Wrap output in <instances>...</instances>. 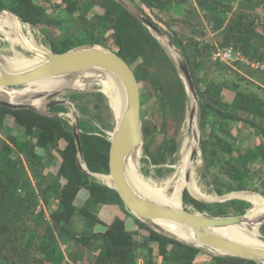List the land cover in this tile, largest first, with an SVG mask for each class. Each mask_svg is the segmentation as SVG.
I'll return each mask as SVG.
<instances>
[{
	"label": "trees",
	"instance_id": "trees-1",
	"mask_svg": "<svg viewBox=\"0 0 264 264\" xmlns=\"http://www.w3.org/2000/svg\"><path fill=\"white\" fill-rule=\"evenodd\" d=\"M130 1L163 29L188 62L200 99L201 144L208 169L221 154L229 156L221 169L232 182H223L216 175V193L224 196L250 190L264 196V172L256 169L258 162L264 163V72L241 61L229 66L212 60L217 47H233L244 58L264 63V14L259 13L264 0H243L237 7L235 0ZM96 8L102 12L93 14ZM4 10L44 31L57 54L95 44L122 57L145 88L144 92L141 88V98L146 153L155 166L166 164L175 155L177 135L186 117L187 90L163 46L133 14L116 0H0V12ZM160 13L175 17L166 20ZM23 30L34 38L32 27L23 25ZM208 30L217 36L214 41L207 39ZM226 90L235 94L232 102L225 100ZM152 100L162 117L161 126L147 121L144 107ZM99 102H103L102 96ZM52 111L65 113L68 109L60 106ZM239 125L256 136L257 146L245 148L243 141L234 139ZM14 126L22 130L20 134L12 133ZM84 126L81 122L89 170L110 174L108 135ZM3 133L7 135L0 140V264H199L202 255L209 258V264H258L236 257H209L201 249L158 233L131 214L116 190L100 184L109 182L108 177L99 175L91 181L80 169L69 120L0 106V136ZM156 134H162L163 141L153 150ZM57 156L61 160L58 171L47 172ZM198 168V194L216 200V196L204 195L201 160ZM83 190L89 195L79 207ZM189 192L199 198L192 180L184 192L185 206L213 217L244 215L252 208L244 200L200 202ZM250 195L243 192L239 197L248 200ZM263 210H251L249 215ZM97 227L101 230L95 231ZM261 230L264 234V226ZM62 241L73 245L68 256Z\"/></svg>",
	"mask_w": 264,
	"mask_h": 264
},
{
	"label": "water",
	"instance_id": "water-1",
	"mask_svg": "<svg viewBox=\"0 0 264 264\" xmlns=\"http://www.w3.org/2000/svg\"><path fill=\"white\" fill-rule=\"evenodd\" d=\"M116 1L151 32L169 55L166 47L156 35V33L165 34L163 29L157 26L130 0ZM0 14L12 15L21 23L33 27L31 23L24 21L11 10H4ZM30 53L34 54L35 57H40L41 61L24 68L15 69L8 66L7 59L0 52V91H25L36 87L40 83L60 80L74 81L94 72L109 73L118 81L123 95V102L121 116L118 118L116 128L110 138V174H97L89 170L82 148L81 119L76 113L75 103L71 95L67 97L72 92L86 93L88 91L76 89L41 90L27 99L30 102L40 101L42 103L40 108L32 104L14 103L5 96H0V106L12 110H31L42 116L65 120L67 119L66 115H69L78 149L80 169L89 176L91 181L99 175L108 177V184H100L116 190L129 212L158 233L188 246L201 249L212 256L236 257L264 264V234L261 230L264 226V217L261 219H249L248 214L253 208L244 215L213 217L206 213L192 210L185 204L182 207H175L159 201L140 190L130 181L128 166L145 144V133L142 120L141 87L134 70L122 57L104 46L95 44L79 46L62 54H57L47 48L43 51ZM181 55L182 58L178 62H175L170 55L169 57L185 84L188 101L191 103L189 121L193 124L197 118L201 120L200 99L188 62L183 54ZM65 95L66 97H64ZM193 99L197 102L196 106L193 104ZM60 106H68V112L57 113L52 111L53 108ZM195 138L198 149H201L204 156L199 135H196ZM197 151H195L193 156L196 155ZM234 193L211 201L197 198L190 194L194 199L204 203H225L235 199L243 200L235 197ZM258 194L262 195L261 193ZM165 225H173L178 235L167 232ZM254 229H257L256 233ZM234 230L237 233L238 231L241 232L240 234L238 233V237L233 235ZM185 237L189 240H185Z\"/></svg>",
	"mask_w": 264,
	"mask_h": 264
},
{
	"label": "rangeland",
	"instance_id": "rangeland-1",
	"mask_svg": "<svg viewBox=\"0 0 264 264\" xmlns=\"http://www.w3.org/2000/svg\"><path fill=\"white\" fill-rule=\"evenodd\" d=\"M44 0H39V2H43ZM256 1H261V0H256ZM235 5L236 7L238 6L237 1L235 0ZM135 4V3H134ZM136 5V4H135ZM137 6V5H136ZM102 11L99 8H96L93 11V14L96 13H101ZM259 13L264 14V9L261 8L259 10ZM161 16L166 19V20H171L172 17H175L171 14L168 13H160ZM182 15V14H181ZM34 30L35 35L33 36L34 38L32 40L36 41L38 40L39 43H41L42 45H44L47 49H51V44L48 41V38L45 35V32L42 31L39 28L36 27H32ZM217 38V36L215 35V33L211 30H208V40L214 41ZM18 50L20 52H22L24 54V56L26 58H30V59H34L35 55L27 52L25 50H23L22 48H18ZM0 52L1 54L4 56V58L12 60L14 57V51L13 48L11 47L10 43L6 41L5 36L0 33ZM11 57V58H10ZM142 91H145L144 86L141 87ZM75 98V96H77L75 99H72L75 103L74 107L76 109V113L78 114V116L81 119V122H83L85 124V129H88L90 131H94V132H98V131H103L105 134L108 135L109 139L111 138V136L113 135V132L116 128L117 125V119L113 113V110L110 106V101L108 99V96L102 91V89L100 87H95V89L93 91H88L86 93H80V92H72L71 94H68V96H70ZM224 98L227 102H232L234 99L235 94L231 91H224ZM100 96L103 97V102H99V98ZM66 97V95L64 96ZM68 107V106H67ZM144 109L147 111L148 116H147V121L149 123H151V125H156V126H161L163 124V120L162 117L159 115V111L157 109V104L156 101H147V103L145 104ZM190 109H191V103L190 101H188L187 103V111H186V117L184 122L181 125L180 131L177 135V142H178V150L175 153V155H173L166 164L161 165V166H155L152 163V160L150 158V156L146 153V142L144 144V153L142 154V158L140 161V168H141V172L144 175V177L146 179H149L155 183H158L159 185H163L165 182V180H167L170 176H172L174 174L173 170H170V164H179V160H178V153L180 151V149L183 147L186 138L188 137L189 139H191V141L193 140V137L190 135V128L187 129V133L185 134V129L187 126V123L189 122V116H190ZM67 120L71 121L69 119V115H66ZM198 128L196 131V134L199 135L200 140H202V130L200 127V119L198 118ZM184 130V131H183ZM21 129L18 126H14L12 133L14 135H18L21 133ZM182 134V135H181ZM6 133H3L2 136H0V140L1 139H5L6 138ZM234 139H239L241 141H243L244 147L245 148H254L255 146L258 145V139L256 138V136L248 129L245 128L241 125L238 126V129L236 127V129L234 130ZM231 140V141H234ZM153 146L152 149L153 150H157L158 147L161 145L163 138H162V134H156V136H154L153 138ZM202 146V144H201ZM0 148H1V141H0ZM203 148V147H202ZM197 150V148H195V150L193 151V154L195 153V151ZM200 153V155H199ZM193 157V165L191 167L190 172L188 173L187 176V180H186V186H187V182L192 180V187L195 184V180L197 179V175L199 172V168H198V161H202L203 162V178L201 180V187L204 190V195L207 198H210L213 196L218 197H223V196H219L215 189H214V178L216 175H220V178L223 182H232L231 178L229 176H226V174L222 171V166H223V159L225 160V158H228L229 156L227 154H221L219 159L217 160V163L214 167H211L208 169L207 164H206V158H205V153L204 156L202 155V151L201 149H199V152L196 153L195 156ZM61 160L60 158L57 156L56 160L53 162V164L51 165V167L48 169L47 172H52V173H56L59 169ZM256 169L260 170L261 172H264V163L258 162L256 164ZM159 168H163L165 169L162 173L158 172ZM224 170V169H223ZM225 171V170H224ZM198 181V180H197ZM109 182H105L104 184H108ZM184 189H186L184 187ZM188 191V190H187ZM173 192V188L170 189L169 193ZM185 192V191H184ZM243 192H250L251 195L249 196L248 200L250 204H252V211H256L257 209L264 207V197L259 196V195H255L258 194L259 192H254V191H238V193H234V195H237L239 197V195H241ZM231 194V193H230ZM88 193L83 190L78 198V205L79 207H82L83 205H85V201L88 199ZM228 195V194H227ZM225 196V195H224ZM235 200H239V199H235ZM214 204V203H212ZM101 208V207H99ZM188 208L195 210L193 206H189ZM249 209V210H250ZM248 210V211H249ZM109 212H106V214H108ZM80 227V225H78ZM93 230V229H92ZM137 239H139V237H137ZM62 245V250L66 253V256L69 255L70 251L73 249V245L71 243H66L65 241L61 242ZM207 256H212L209 253H206ZM206 257V256H205ZM207 260L209 261V258L207 257ZM207 264V263H206ZM209 264V262H208Z\"/></svg>",
	"mask_w": 264,
	"mask_h": 264
},
{
	"label": "bare ground",
	"instance_id": "bare-ground-1",
	"mask_svg": "<svg viewBox=\"0 0 264 264\" xmlns=\"http://www.w3.org/2000/svg\"><path fill=\"white\" fill-rule=\"evenodd\" d=\"M23 24L14 16H2L0 14V33L5 36L7 42L10 43L11 47L14 51V57L12 60L7 59L6 61L9 63L8 66L10 68H24L31 64L38 63L41 61L40 57H35L34 59L26 58L22 52L18 50V48H22L27 52L33 51H43L46 48L39 43L38 40L34 41L30 39L23 30ZM158 39L164 44L166 47L169 55L173 58L175 62H178L182 58V53L180 49L174 44L171 38L165 33L160 35L156 33ZM11 58V57H10ZM109 80L111 82H107L104 80ZM95 87H100L102 91L108 96L110 101V106L113 110V113L118 120L121 116V109H122V102H123V95L120 90V85L116 78L109 74V73H99L94 72L90 74H86L74 81H52V82H45L37 84L36 87L32 89H27L25 91H12V90H1L0 96H5L11 102L16 103H25V104H32L33 106L40 108L42 107V103L40 101L30 102L27 101L31 97L32 94L37 93L41 90L45 91H53V90H65V89H76V90H84V91H93ZM196 101L193 99V104L196 106ZM198 118L195 120L193 124L189 121L187 123L185 134L187 133V129L190 128V135L193 137V140L189 139L188 137L185 140L183 147L180 149L178 153V160L179 164H170V170L174 171V174L170 176L167 180H165L163 185H159L149 179H146L141 172L140 168V161L142 158V154L144 153V145L141 147L140 151L136 156L130 161L128 166V173L130 181L138 187L143 192L148 193L155 199L162 201L166 204H171L175 207H182L184 206V187L186 188V180L188 173L191 170L193 165V151L197 148V152H199L198 144L196 142L195 136L197 128H198ZM184 131V130H183ZM182 135V134H181ZM200 155V153H199ZM198 180H195V184ZM173 188V192H170V189ZM193 190L195 194L204 200H209L202 197L198 194L196 190V185L193 186ZM262 196L260 194H255ZM238 197V196H235ZM263 197V196H262ZM243 200L247 201L243 197ZM249 202V201H247ZM264 217V210L262 213L250 216L248 214L249 219H256V218H263ZM167 232L171 234H176V228L173 225H165L164 226ZM238 231V230H237ZM245 231V230H244ZM254 232H257V229H254ZM240 234L241 232L238 231ZM237 232H235L234 236H239ZM246 237V236H245ZM243 238V237H242ZM249 238V237H247ZM185 240H189L187 237L184 238ZM250 240V239H248Z\"/></svg>",
	"mask_w": 264,
	"mask_h": 264
},
{
	"label": "built area",
	"instance_id": "built-area-1",
	"mask_svg": "<svg viewBox=\"0 0 264 264\" xmlns=\"http://www.w3.org/2000/svg\"><path fill=\"white\" fill-rule=\"evenodd\" d=\"M237 4L243 0H236ZM212 60L214 62H220L229 66L235 65V63L241 61L247 66L251 67L255 71L264 72V63L259 61H252L243 57L242 53L237 52L233 47L221 48L217 47L212 54Z\"/></svg>",
	"mask_w": 264,
	"mask_h": 264
},
{
	"label": "crops",
	"instance_id": "crops-1",
	"mask_svg": "<svg viewBox=\"0 0 264 264\" xmlns=\"http://www.w3.org/2000/svg\"><path fill=\"white\" fill-rule=\"evenodd\" d=\"M101 230V228L100 227H97L96 229H95V231H100ZM142 237H139V239H141ZM201 259V261L199 262V264H208V260H206L205 259V257H203V255H202V258H200Z\"/></svg>",
	"mask_w": 264,
	"mask_h": 264
}]
</instances>
